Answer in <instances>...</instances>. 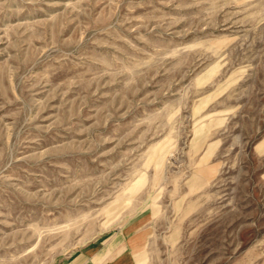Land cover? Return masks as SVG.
<instances>
[{
    "label": "rangeland",
    "instance_id": "1",
    "mask_svg": "<svg viewBox=\"0 0 264 264\" xmlns=\"http://www.w3.org/2000/svg\"><path fill=\"white\" fill-rule=\"evenodd\" d=\"M0 264H264V0H0Z\"/></svg>",
    "mask_w": 264,
    "mask_h": 264
}]
</instances>
